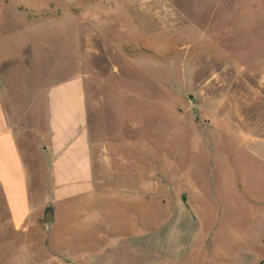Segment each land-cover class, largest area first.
I'll list each match as a JSON object with an SVG mask.
<instances>
[{
  "label": "rangeland",
  "instance_id": "1",
  "mask_svg": "<svg viewBox=\"0 0 264 264\" xmlns=\"http://www.w3.org/2000/svg\"><path fill=\"white\" fill-rule=\"evenodd\" d=\"M75 73L95 192L0 188V264H264V0H0L2 100Z\"/></svg>",
  "mask_w": 264,
  "mask_h": 264
},
{
  "label": "crops",
  "instance_id": "2",
  "mask_svg": "<svg viewBox=\"0 0 264 264\" xmlns=\"http://www.w3.org/2000/svg\"><path fill=\"white\" fill-rule=\"evenodd\" d=\"M3 85L0 188L18 226L35 196L60 210L94 193L97 153L82 75H57L43 89L19 91L10 80Z\"/></svg>",
  "mask_w": 264,
  "mask_h": 264
},
{
  "label": "water",
  "instance_id": "3",
  "mask_svg": "<svg viewBox=\"0 0 264 264\" xmlns=\"http://www.w3.org/2000/svg\"><path fill=\"white\" fill-rule=\"evenodd\" d=\"M44 223L47 225L53 224L55 221V211L52 205H48L44 211Z\"/></svg>",
  "mask_w": 264,
  "mask_h": 264
}]
</instances>
